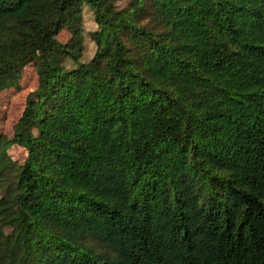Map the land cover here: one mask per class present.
I'll return each instance as SVG.
<instances>
[{
	"label": "trees",
	"instance_id": "16d2710c",
	"mask_svg": "<svg viewBox=\"0 0 264 264\" xmlns=\"http://www.w3.org/2000/svg\"><path fill=\"white\" fill-rule=\"evenodd\" d=\"M27 65L0 264H264V0H0V92Z\"/></svg>",
	"mask_w": 264,
	"mask_h": 264
},
{
	"label": "rangeland",
	"instance_id": "374dc122",
	"mask_svg": "<svg viewBox=\"0 0 264 264\" xmlns=\"http://www.w3.org/2000/svg\"><path fill=\"white\" fill-rule=\"evenodd\" d=\"M128 0H114L118 6H124ZM84 26V51L82 60H89L95 50V45L90 39V32L96 28L93 15L89 7L85 6L83 10ZM67 32L63 30L60 39H66ZM37 85V75L33 65H27L21 74L19 86L8 88L0 92V135L7 139L11 138L13 125L21 115L25 106V99L29 91ZM11 158L16 162H22L25 158L26 151L18 145H12L8 149Z\"/></svg>",
	"mask_w": 264,
	"mask_h": 264
}]
</instances>
